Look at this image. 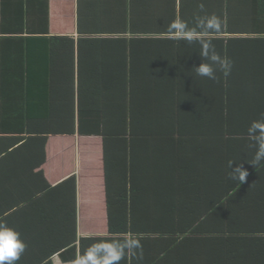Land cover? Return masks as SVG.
Masks as SVG:
<instances>
[{"label":"trees","instance_id":"obj_1","mask_svg":"<svg viewBox=\"0 0 264 264\" xmlns=\"http://www.w3.org/2000/svg\"><path fill=\"white\" fill-rule=\"evenodd\" d=\"M177 20L199 40L170 31ZM49 22V0H2L1 34L28 37L0 53V83L15 87L1 90L0 116L16 121L0 133L102 139L109 234L82 237L80 255L131 237L141 247L119 264H264V123L253 132L264 121V0H78L77 45L48 38ZM201 41L232 61L229 73L196 74ZM55 189L66 200L56 221L16 264L76 259V176Z\"/></svg>","mask_w":264,"mask_h":264},{"label":"crops","instance_id":"obj_2","mask_svg":"<svg viewBox=\"0 0 264 264\" xmlns=\"http://www.w3.org/2000/svg\"><path fill=\"white\" fill-rule=\"evenodd\" d=\"M49 7L48 38L54 40L70 37L76 40L77 45L78 0H49ZM1 10L2 0H0V53L6 55L8 51L9 55L11 51L8 42L12 44V50L19 52L22 44L19 42H23L21 38H27L28 35H2ZM12 39H16L17 42H11ZM57 40L59 42L60 39ZM0 62L2 63V59ZM2 70L7 74L9 69ZM4 79L6 78L1 75L0 81ZM75 79L77 80L76 73ZM10 87L12 90L15 89L13 85L0 83V93L1 90H8ZM12 97H9L11 102L9 106L13 107V104L20 106L21 103L16 98L12 100ZM2 100L0 95V106ZM9 116L6 114L0 116V123L16 122L14 116ZM32 137L37 138L28 143L25 140L28 137L23 133H0V223L20 232L28 247L30 241L35 242L36 236L44 234L48 216H53V223L56 221L57 213L54 210L58 207L59 210L62 206L61 201H66L61 199V189L54 190V187L76 176L78 257L82 237H106L109 234L102 139L97 136H82L77 132L51 134L45 139H40L43 136ZM59 137L65 139H57ZM12 139L18 140L12 144ZM25 143H28L27 147H24ZM74 261L63 262L60 254L52 258V264H73Z\"/></svg>","mask_w":264,"mask_h":264},{"label":"clouds","instance_id":"obj_3","mask_svg":"<svg viewBox=\"0 0 264 264\" xmlns=\"http://www.w3.org/2000/svg\"><path fill=\"white\" fill-rule=\"evenodd\" d=\"M219 21L216 17H207L204 21L206 29H214ZM169 30L180 39L189 43L199 40L201 33L188 28L182 20H177L169 25ZM200 55L205 58L204 63L195 67L196 74L208 79H216L218 68L225 74L232 68V61L227 57H221L210 42L201 41ZM218 66V68H217ZM264 121L254 122L253 132H260L258 124ZM258 145L255 162L264 160V132L256 136ZM234 179L236 177H233ZM26 243L21 238V233L16 229L8 227L7 224L0 223V264H16L21 255L26 250ZM141 247L138 239L128 238L123 243L103 241L88 247L84 253L78 256L73 264H119V261L131 249Z\"/></svg>","mask_w":264,"mask_h":264},{"label":"rangeland","instance_id":"obj_4","mask_svg":"<svg viewBox=\"0 0 264 264\" xmlns=\"http://www.w3.org/2000/svg\"><path fill=\"white\" fill-rule=\"evenodd\" d=\"M57 139L63 140V139H65V138H63V137H59V138H57ZM98 140H100V139L98 138ZM90 145H91V144H90Z\"/></svg>","mask_w":264,"mask_h":264}]
</instances>
